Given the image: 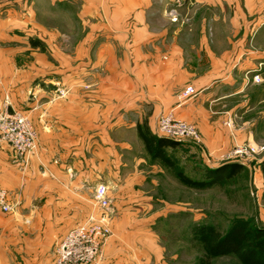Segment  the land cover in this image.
Segmentation results:
<instances>
[{
    "label": "crops",
    "instance_id": "obj_1",
    "mask_svg": "<svg viewBox=\"0 0 264 264\" xmlns=\"http://www.w3.org/2000/svg\"><path fill=\"white\" fill-rule=\"evenodd\" d=\"M9 1L14 0H0V5ZM21 1L28 2L22 22L11 7L0 15V112L28 117L37 150L25 166L17 165L0 140V185L16 204L12 213L0 211V264H53L56 243L93 212L96 188L107 190L110 225L118 234L129 223L126 217L135 216L125 211L142 201L146 176L163 172L146 154L137 125L146 122L157 135L158 117L171 112L196 126L208 154L232 148L224 114L254 113L256 101L251 105L242 74L255 56L250 44L239 40L232 47L240 66L235 73L220 75L216 66L195 76L186 53L168 35L174 30L161 24L160 4L169 0ZM35 1L69 2L70 7L79 2L75 15L83 22L81 37L52 40L56 34L47 35L35 24ZM193 1L215 7L225 1L235 16L247 11L264 23V0H247L245 10L238 0ZM150 17L160 21L154 24ZM258 56L264 62V54ZM187 87L196 91L189 99L182 98ZM245 123L235 124L237 141L256 135V121ZM108 254L104 248L97 264H106Z\"/></svg>",
    "mask_w": 264,
    "mask_h": 264
},
{
    "label": "rangeland",
    "instance_id": "obj_2",
    "mask_svg": "<svg viewBox=\"0 0 264 264\" xmlns=\"http://www.w3.org/2000/svg\"><path fill=\"white\" fill-rule=\"evenodd\" d=\"M246 1L238 0L244 10ZM7 3L0 5V15L6 7H11L16 11V19L22 22L28 8L24 4L28 2L14 0ZM49 3L35 1V24L46 28L47 35L56 34L52 40L62 36L64 41L75 42L82 35L80 26L83 22L75 15L80 3L72 7L69 2H58L53 6ZM162 4L164 20L161 24L174 30L168 35L172 34L186 53L195 76L210 72L216 66L220 75L235 73L239 61L235 63L233 44L239 40L250 44L247 49L255 59L243 66L248 69L242 75L248 83L246 89L251 105L256 101V107L254 113L240 117L224 114V126L230 134L232 148L214 156L208 154L196 126L182 120L193 127L197 139L179 141L176 149L168 151L176 167L190 178H199L205 168L216 169L226 164H239L243 170L222 186L195 190L182 186L167 169L158 164L163 172L146 176L148 183L142 187V201L132 204V210L125 211L127 215L135 216L126 217L129 223L122 225L118 234L112 231L110 225L111 236L92 264L98 263L104 248L110 253L105 259L106 264H200L203 252L200 244L191 237L193 225H211L224 233L234 219H242L264 229V118L256 120L259 116L264 117V62L260 63L262 59L258 56L259 53L264 54V23L258 24L255 17L247 15V11L235 16L232 5L225 1L222 7L210 3L199 6L193 0H169ZM218 8H223L222 15ZM150 20L154 24L160 21L153 17ZM201 44L207 47L200 48ZM220 59L222 61L219 63ZM256 74L260 81H254ZM259 99H263V102L258 104ZM248 119L256 121V135L247 130L251 134L237 141L235 131L239 127L235 125L236 122L244 127ZM156 136L162 137L158 133ZM236 151H241V154H236ZM152 180L155 183L151 184ZM109 201L108 215L111 220L112 202ZM136 211L138 215L134 213ZM210 264H237V260L228 255L215 258Z\"/></svg>",
    "mask_w": 264,
    "mask_h": 264
},
{
    "label": "built area",
    "instance_id": "obj_3",
    "mask_svg": "<svg viewBox=\"0 0 264 264\" xmlns=\"http://www.w3.org/2000/svg\"><path fill=\"white\" fill-rule=\"evenodd\" d=\"M260 81L259 76H253ZM196 95L192 87H187L182 98ZM158 135L175 141L197 139L193 127L174 117L171 112L160 114L157 120ZM0 140L5 142L14 155L15 164H27L37 150V136L32 123L24 114L17 111L0 112ZM241 151H236V154ZM241 154V153H240ZM109 198L103 186L93 194V212L80 224L72 227L56 243L53 264H92L96 262L100 250L111 236L108 215ZM15 208L10 193L0 185V211L11 213Z\"/></svg>",
    "mask_w": 264,
    "mask_h": 264
},
{
    "label": "trees",
    "instance_id": "obj_4",
    "mask_svg": "<svg viewBox=\"0 0 264 264\" xmlns=\"http://www.w3.org/2000/svg\"><path fill=\"white\" fill-rule=\"evenodd\" d=\"M136 131L150 160L167 169L184 187L204 190L222 186L243 170L239 164H226L216 169L205 168L199 178H190L176 167L168 153L176 149L180 142L152 134L146 122L137 125ZM190 234L202 248L200 264H210L211 260L228 255L234 256L237 264H264V229L253 226L249 221L234 219L224 233L211 225H193Z\"/></svg>",
    "mask_w": 264,
    "mask_h": 264
}]
</instances>
